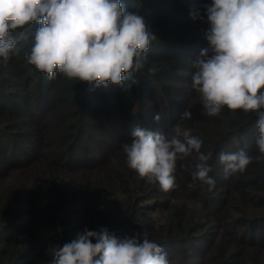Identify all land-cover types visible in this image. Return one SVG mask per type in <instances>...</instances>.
Wrapping results in <instances>:
<instances>
[{"label": "rangeland", "instance_id": "rangeland-1", "mask_svg": "<svg viewBox=\"0 0 264 264\" xmlns=\"http://www.w3.org/2000/svg\"><path fill=\"white\" fill-rule=\"evenodd\" d=\"M185 1L124 0L157 37L130 91L111 83L90 90L59 73L28 84L37 72L26 59L31 38L17 44L11 59H0V264H50L85 228H107L120 238L143 233L170 264H264L258 117L227 108L208 116L202 109L191 87L193 62L207 47L210 22L180 12L176 3ZM186 108L192 120L181 122ZM178 122L202 141V152L213 153L211 191L181 167L193 168L195 153L178 161V187L167 192L126 164L121 145L131 141L133 127L170 137ZM240 150L252 163L225 179L219 155Z\"/></svg>", "mask_w": 264, "mask_h": 264}, {"label": "clouds", "instance_id": "clouds-1", "mask_svg": "<svg viewBox=\"0 0 264 264\" xmlns=\"http://www.w3.org/2000/svg\"><path fill=\"white\" fill-rule=\"evenodd\" d=\"M210 27L203 31L207 47L193 62L192 89L208 116L255 112L257 148L264 154V0H211L203 5ZM200 9L190 12L193 21L203 20ZM32 25H38L32 30ZM24 29L17 35L16 30ZM31 38L27 62L49 79L61 74L92 86L109 83L130 91L137 83L134 73L144 67L147 51L157 37L137 12L122 0H0V59L8 61L21 40ZM155 73L156 69L149 70ZM154 119L159 122L160 115ZM192 120L186 108L180 121ZM174 134L139 125L131 141L122 143L127 166L148 183L167 192L178 187V161L196 154L190 171L193 182L215 186L209 175L211 151H201L202 141L178 122ZM253 157L240 150L221 153L224 178L246 171ZM142 237V240H141ZM95 241V242H93ZM50 264H170L163 247L136 233L120 238L107 228H87L55 252Z\"/></svg>", "mask_w": 264, "mask_h": 264}, {"label": "trees", "instance_id": "trees-1", "mask_svg": "<svg viewBox=\"0 0 264 264\" xmlns=\"http://www.w3.org/2000/svg\"><path fill=\"white\" fill-rule=\"evenodd\" d=\"M122 2L124 3V0H122ZM178 5V8L180 10V12L182 13H189L195 9H200L201 11V14L204 15V9H203V5L205 4H211V0H186L184 3L182 4H179L178 2L176 3ZM130 10V9H129ZM206 16V15H204ZM191 18V17H190ZM202 27H207V25H203ZM30 52V50L27 51V54ZM35 75V80L32 79L31 76H28L27 79H26V82L28 84H30L32 81H36L37 79H40V81L38 83H44L45 82V76L41 73V72H35L34 73ZM158 78H162V77H158ZM157 82H160V81H157ZM148 86V85H145V87ZM164 87V86H163ZM165 87H168L166 88L167 91L170 89L169 87L170 86H165ZM166 91V92H167ZM170 91V90H169ZM155 93V92H154ZM169 106L168 108L171 107V105H167ZM150 127L152 128V126L150 125ZM157 239V237L155 238Z\"/></svg>", "mask_w": 264, "mask_h": 264}]
</instances>
